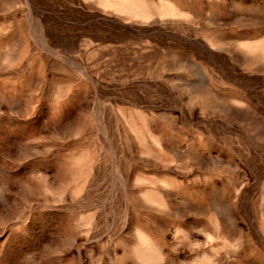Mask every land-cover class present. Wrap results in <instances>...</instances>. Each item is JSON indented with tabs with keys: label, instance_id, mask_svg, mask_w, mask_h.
Returning a JSON list of instances; mask_svg holds the SVG:
<instances>
[{
	"label": "rangeland",
	"instance_id": "rangeland-1",
	"mask_svg": "<svg viewBox=\"0 0 264 264\" xmlns=\"http://www.w3.org/2000/svg\"><path fill=\"white\" fill-rule=\"evenodd\" d=\"M0 264H264V0H0Z\"/></svg>",
	"mask_w": 264,
	"mask_h": 264
}]
</instances>
